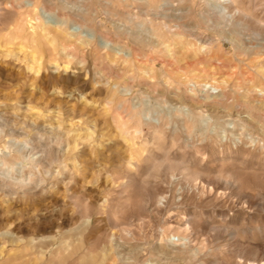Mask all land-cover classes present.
<instances>
[{
  "label": "rangeland",
  "instance_id": "obj_1",
  "mask_svg": "<svg viewBox=\"0 0 264 264\" xmlns=\"http://www.w3.org/2000/svg\"><path fill=\"white\" fill-rule=\"evenodd\" d=\"M0 6V264H264V0Z\"/></svg>",
  "mask_w": 264,
  "mask_h": 264
},
{
  "label": "bare ground",
  "instance_id": "obj_2",
  "mask_svg": "<svg viewBox=\"0 0 264 264\" xmlns=\"http://www.w3.org/2000/svg\"><path fill=\"white\" fill-rule=\"evenodd\" d=\"M3 9L1 8V6H0V13H1V11H2ZM245 14V13H244ZM41 30H43V28L41 29ZM68 33V32H67ZM66 34V33H65ZM68 37V36H67ZM70 38V37H69ZM199 41V40H198ZM197 49H196V52H203V51H205L207 48H208V45L207 44H205L204 42H202V40H200L197 44ZM0 71L1 72H3L4 71V68H3V66L0 64ZM25 77V76H24ZM208 79H211V80H208ZM207 80V82H205L206 84H205V86L207 85L209 88H216L217 89V83H218V81L217 80H215V79H213V78H208ZM205 81V80H204ZM196 83H197V81H196ZM204 85V84H203ZM47 148V147H46ZM58 148V147H57ZM32 149V148H31ZM47 152V151H46ZM41 157V156H40Z\"/></svg>",
  "mask_w": 264,
  "mask_h": 264
}]
</instances>
